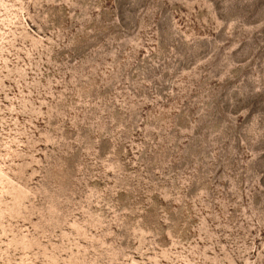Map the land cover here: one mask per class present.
<instances>
[{
	"label": "rangeland",
	"instance_id": "rangeland-1",
	"mask_svg": "<svg viewBox=\"0 0 264 264\" xmlns=\"http://www.w3.org/2000/svg\"><path fill=\"white\" fill-rule=\"evenodd\" d=\"M0 264H264V0H0Z\"/></svg>",
	"mask_w": 264,
	"mask_h": 264
}]
</instances>
